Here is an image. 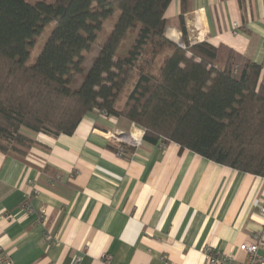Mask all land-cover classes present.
Returning a JSON list of instances; mask_svg holds the SVG:
<instances>
[{"label": "crops", "instance_id": "obj_1", "mask_svg": "<svg viewBox=\"0 0 264 264\" xmlns=\"http://www.w3.org/2000/svg\"><path fill=\"white\" fill-rule=\"evenodd\" d=\"M187 8L192 44L208 42L219 58L232 53L264 75V0ZM178 9L173 0L164 15L174 42ZM119 133L138 142L133 152L116 153ZM24 134L35 142L24 159L0 154V249L11 264H206L207 248L239 264V245L264 228L263 178L146 143L127 120L93 111L70 136ZM28 181L38 190L29 213Z\"/></svg>", "mask_w": 264, "mask_h": 264}, {"label": "trees", "instance_id": "obj_2", "mask_svg": "<svg viewBox=\"0 0 264 264\" xmlns=\"http://www.w3.org/2000/svg\"><path fill=\"white\" fill-rule=\"evenodd\" d=\"M172 1L0 0V154L24 159L35 143L24 132L70 136L95 111L140 128L146 143L175 144L179 153L264 179L261 66L232 53L219 58L208 42L192 44L188 0H178L179 42L169 40L164 15ZM108 21L99 54L72 89ZM51 23L40 54L27 64ZM140 60H150L149 67L137 69ZM133 151L125 143L116 149L120 156Z\"/></svg>", "mask_w": 264, "mask_h": 264}, {"label": "built area", "instance_id": "obj_3", "mask_svg": "<svg viewBox=\"0 0 264 264\" xmlns=\"http://www.w3.org/2000/svg\"><path fill=\"white\" fill-rule=\"evenodd\" d=\"M194 43V42H193ZM112 139H115L119 143H125L131 147H136L138 142L132 141L125 135L113 134ZM57 179V178H56ZM28 190L26 193L25 202L23 208L26 212H30L31 207L29 206V199L31 196L38 193L35 184L31 181L27 182ZM260 214L264 217V203L259 208ZM40 221H44L45 210L41 209L39 211ZM46 238V237H45ZM52 242V241H51ZM264 249V228L261 232L254 233L249 241L243 242L239 245L238 250L244 254V261L239 264H262V257L260 255V250ZM206 264H233L234 259L230 255L217 254L212 249L207 248L204 251ZM0 264H11L9 255H7L3 250L0 249Z\"/></svg>", "mask_w": 264, "mask_h": 264}, {"label": "rangeland", "instance_id": "obj_4", "mask_svg": "<svg viewBox=\"0 0 264 264\" xmlns=\"http://www.w3.org/2000/svg\"><path fill=\"white\" fill-rule=\"evenodd\" d=\"M116 17H117V14H115L113 21L116 20ZM113 21H108L105 23L104 33H101L97 36L95 43L92 45L90 52L84 54L83 73L78 74L75 77V83H73L71 85L72 89H77L81 85L84 75H86V73L90 69L94 58H96L97 55L99 54L100 44H102L104 42V40L106 39V36L111 31ZM167 21H168V23H170V18L168 15H167ZM54 27H55V23H51L44 28L41 35L37 38L35 46L30 51V56H29V60H28L27 64H33L35 62L36 58L40 54L47 38L49 37V35H50L51 31L54 29ZM132 38H133V34H132V32H129L127 34V37L125 38V40L122 43L123 47H126L131 42ZM149 47L152 50L153 45L150 44ZM145 58L148 59L149 55H145ZM149 65H150V60L148 62H146L144 60H140L137 63V69H139L141 66L149 67Z\"/></svg>", "mask_w": 264, "mask_h": 264}]
</instances>
